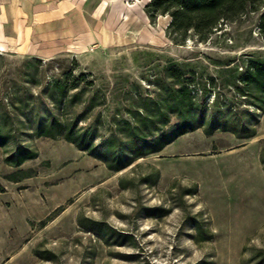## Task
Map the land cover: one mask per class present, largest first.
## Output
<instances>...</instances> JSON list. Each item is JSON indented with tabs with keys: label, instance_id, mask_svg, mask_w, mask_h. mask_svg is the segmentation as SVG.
Segmentation results:
<instances>
[{
	"label": "rangeland",
	"instance_id": "obj_1",
	"mask_svg": "<svg viewBox=\"0 0 264 264\" xmlns=\"http://www.w3.org/2000/svg\"><path fill=\"white\" fill-rule=\"evenodd\" d=\"M145 1L104 0L90 16L101 38L60 56L0 50V105L13 108L14 91L41 94L56 116L69 118L63 102L52 103L43 90L60 72L84 73L75 107L83 109L94 89L105 101L86 110L79 125L99 114L105 137L117 121L131 119L137 96H164L160 85L171 84L172 65L194 73L196 103L230 104L255 135L196 128L113 171L64 138L34 136L25 124L19 139L35 158L13 167L4 161L12 145L0 146V264H264V111L245 104L233 85L247 61H264L257 27L264 5L222 22L204 40L190 34L175 43L165 35L168 18L150 21ZM18 168L32 169L31 176L9 180ZM151 207L168 212L154 217ZM194 220L212 236L201 238ZM91 221L106 225L101 234L88 229Z\"/></svg>",
	"mask_w": 264,
	"mask_h": 264
},
{
	"label": "trees",
	"instance_id": "obj_2",
	"mask_svg": "<svg viewBox=\"0 0 264 264\" xmlns=\"http://www.w3.org/2000/svg\"><path fill=\"white\" fill-rule=\"evenodd\" d=\"M262 5L264 0H146L144 11L150 21L159 16H166L168 23L165 35L175 43H183L190 34L204 40L222 22L232 21L248 10L257 11ZM257 27L259 33L264 36V11L259 15ZM242 69L233 85L243 96L245 104L264 111V61L249 60ZM166 71L171 84L161 83L160 88L164 91V96L160 99L150 95L137 96L138 102L131 105L133 109L131 107L128 109L131 119L117 121L116 131L105 137L99 131L101 123L99 114L92 121L79 125L83 122L86 110L105 101L104 94L94 89L83 109L75 107L76 99L85 91L84 88L77 90L79 81L86 77L84 73L73 75L71 71L60 72L44 87L43 91H46L44 96L50 98L52 103L62 101L65 113L71 114L69 118L56 116L53 107L42 101L41 94L34 96L25 91L19 93L14 91L13 108L8 109L6 105H0V146L7 143L12 145L4 161L18 167L25 160L37 156L35 149L20 142L19 136L25 124L30 126L34 136L64 138L76 148L105 161L108 168L113 171L129 166L140 157L161 151L182 134L196 128H201L206 135H211L216 129L230 131L238 138L255 135V126L249 125L248 119L242 120L239 109H232L230 104L224 108L222 104L209 106L194 101L190 85L197 81L192 71H185L172 65L168 66ZM187 72L189 75H184ZM29 74L30 77L34 76L33 72ZM87 84L92 86L93 82L89 80ZM201 89L205 92V85H201ZM40 108L44 109L43 115L40 114ZM168 113L174 114L177 120L170 123ZM31 114L35 119L27 123ZM97 136L100 138L98 146L93 143ZM31 170L18 168L7 178L20 181L31 176ZM195 189V187L185 189V192L192 194ZM166 212L168 211L160 207L150 209V215L154 217ZM91 222L88 229L95 234H101V230L106 227L101 221ZM194 225L197 232L202 234L201 238L212 236L211 233L206 234L202 231L197 220H194Z\"/></svg>",
	"mask_w": 264,
	"mask_h": 264
},
{
	"label": "crops",
	"instance_id": "obj_3",
	"mask_svg": "<svg viewBox=\"0 0 264 264\" xmlns=\"http://www.w3.org/2000/svg\"><path fill=\"white\" fill-rule=\"evenodd\" d=\"M103 4L104 0H0V50L49 59L75 44L96 42L101 34L90 16Z\"/></svg>",
	"mask_w": 264,
	"mask_h": 264
}]
</instances>
